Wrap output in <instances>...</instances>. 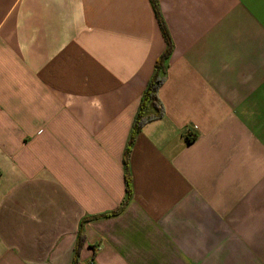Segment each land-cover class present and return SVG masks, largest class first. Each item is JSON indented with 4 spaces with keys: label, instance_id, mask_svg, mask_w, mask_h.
I'll use <instances>...</instances> for the list:
<instances>
[{
    "label": "crops",
    "instance_id": "crops-1",
    "mask_svg": "<svg viewBox=\"0 0 264 264\" xmlns=\"http://www.w3.org/2000/svg\"><path fill=\"white\" fill-rule=\"evenodd\" d=\"M0 0V264H264V0ZM98 217V218H96Z\"/></svg>",
    "mask_w": 264,
    "mask_h": 264
},
{
    "label": "trees",
    "instance_id": "trees-1",
    "mask_svg": "<svg viewBox=\"0 0 264 264\" xmlns=\"http://www.w3.org/2000/svg\"><path fill=\"white\" fill-rule=\"evenodd\" d=\"M154 9L155 16L157 18V22L159 25V28L162 32V35L166 42V47L163 53L160 55V57L157 59L155 63V70L150 78V80L147 82L141 98L140 102L136 111V114L133 118L131 131L129 135V139L127 142V145L125 147L124 153H123V166H124V179H125V197L120 203V205L114 209L113 211L100 215L99 217H109L119 214L124 206L127 204L129 198H130V178L128 174V156L130 152L131 145L133 143V139L135 135L140 132L141 128L148 122H151L153 120L159 119L163 116V106L161 104V101L158 97V90L162 83L165 80V74H166V68H167V61L169 58V55L171 53L172 45L171 41L168 35V31L166 29V26L164 25L160 13L158 10V6L155 0H150ZM98 218V217H96ZM84 244V237L82 234H78L75 249H74V258L72 264H82L78 261L79 251L81 247Z\"/></svg>",
    "mask_w": 264,
    "mask_h": 264
}]
</instances>
